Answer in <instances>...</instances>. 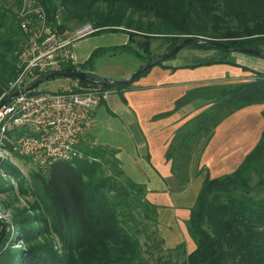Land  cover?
<instances>
[{"label":"trees","instance_id":"16d2710c","mask_svg":"<svg viewBox=\"0 0 264 264\" xmlns=\"http://www.w3.org/2000/svg\"><path fill=\"white\" fill-rule=\"evenodd\" d=\"M34 3L45 9L47 21L58 28L69 29L73 21H89L98 28L95 34L121 31L129 35L128 43L98 47L87 61L69 65L66 71L86 70L94 74L99 57L120 51L133 54L145 64L155 58L148 53L152 39L162 33L161 26L173 31L161 35L168 42L163 54L184 36L203 37L235 47L261 49L264 43V0H34ZM22 7L23 0L12 3L5 0L0 8V26L4 29L0 35V95L16 76L13 51L26 33L15 10ZM60 7L65 10L59 23ZM8 19H12L11 23ZM15 36L18 39L14 40ZM132 43H137L144 52ZM186 46L225 50L207 42H187L180 49ZM244 69L252 73L247 79L196 87L177 100L176 109L197 97L211 102L175 131L165 154L181 186L189 182V164L197 143L210 138L233 112L264 104V72ZM138 77L120 85L79 79L94 88L78 90L114 89L124 98V91ZM80 148L81 157L56 160L48 166L47 175H40L68 252L56 262L51 256L47 260L39 258L37 264H152L150 256L156 247L145 246L151 236L167 253L172 255L182 249L183 254L175 261L160 255L153 264H264V130L257 145L235 170L208 177L203 183L187 221L195 242L190 252L185 244L164 248L157 229L149 232L150 223L157 225L156 206L147 199L146 186L125 175L117 150L85 140ZM108 153L114 158L110 162L113 170L109 176L98 177L102 163L109 162L105 157ZM255 176L258 180L253 184Z\"/></svg>","mask_w":264,"mask_h":264},{"label":"crops","instance_id":"0c3cea01","mask_svg":"<svg viewBox=\"0 0 264 264\" xmlns=\"http://www.w3.org/2000/svg\"><path fill=\"white\" fill-rule=\"evenodd\" d=\"M128 41L129 35L119 31L82 38L74 47L77 63L87 61L98 47L123 45ZM123 54L132 57V64L126 70L118 60ZM260 57L186 46L175 57L138 77L124 91V98L117 90H110L94 112L85 142L117 150L125 175L146 186V197L156 206V228L165 248L181 244H185L188 252L195 248L187 221L203 183L208 177L235 170L257 145L264 130V104L249 105L230 114L210 138H204L194 147L189 182L181 186L165 154L175 131L201 106L204 98H194L177 109L176 102L198 86L247 79L251 71L244 67L264 72V57ZM143 64L129 52H109L96 60L93 73L101 78L121 80ZM115 72L121 73L116 76Z\"/></svg>","mask_w":264,"mask_h":264},{"label":"built area","instance_id":"2783aa9c","mask_svg":"<svg viewBox=\"0 0 264 264\" xmlns=\"http://www.w3.org/2000/svg\"><path fill=\"white\" fill-rule=\"evenodd\" d=\"M36 8L37 24L29 25L27 19L19 18L26 35L16 50V76L7 96L19 93L0 106V138L20 155L50 166L56 160L82 156L80 145L96 108L110 90L31 87L49 73L77 65L75 44L98 29L91 22L71 30L58 28L47 21L41 5ZM26 13L27 0H23L21 15Z\"/></svg>","mask_w":264,"mask_h":264},{"label":"rangeland","instance_id":"374dc122","mask_svg":"<svg viewBox=\"0 0 264 264\" xmlns=\"http://www.w3.org/2000/svg\"><path fill=\"white\" fill-rule=\"evenodd\" d=\"M9 3H12V0H9ZM4 4L5 0H0V8L3 7ZM36 7L37 5L34 3V0H27V13L21 15V10L19 11L16 9V18L27 19L29 25H33L34 23L37 24L36 20L39 13L38 8ZM64 10V7H60V17L57 16L58 20H61V22L63 20L61 16ZM8 21L11 23L12 19H8ZM1 22L2 19L0 18V23ZM79 24L82 23L76 21L70 22L69 26L71 28L69 29L71 30ZM3 31V27L0 26V35ZM161 32L162 33L159 36L152 39L151 49L148 56H160L166 51L168 42L164 37L162 38L161 35L172 34L173 31L171 28L161 26ZM107 33L109 32H106V34ZM23 38L24 37H21V41ZM13 39L16 40L18 37L15 36ZM132 45L141 52H144L137 43H132ZM260 47L261 49H264V43H262ZM232 52L237 56H247L256 59L261 58L260 56L249 53L238 51ZM14 53L16 54L17 51H13V54ZM120 56L121 57L118 58V60H120L119 63L122 66H125L124 70H126L128 66L132 64L130 59L132 57L125 54ZM115 73L116 74L113 75L117 76L121 72ZM251 74L252 73L250 72V76ZM12 82L13 80L2 89L0 103L2 99L6 98L8 95ZM221 82L222 81L216 83ZM36 87L38 90H66L72 88H94V85L82 83L76 78L58 76L51 78ZM210 103V100L204 99L201 106L195 110V114L193 113L191 116L193 117L200 111L205 110ZM191 116L189 118H191ZM4 141H6V139L4 140L0 138V264H37L39 258L43 257L42 259L45 258V260H47L48 258L51 259V256L56 262L58 257L67 254L68 251L66 247L67 241L60 236V227L51 211L50 202L44 192L40 178V175L45 176L48 174V166L45 163H42L41 160L36 161L32 158L20 155L9 145L7 146ZM197 145L198 143L196 146ZM105 157L109 162L102 163V170L98 172V177L109 176L113 170V164L110 162H113L114 158L110 156V153ZM106 161L107 160H105V162ZM254 178L253 184L257 183L258 180L257 176ZM156 229V225H153L152 223L149 224V232ZM156 241L157 239L154 236H151L149 241L145 242V246L151 244L156 247L155 250L153 249L154 255L152 254L150 256L152 264L155 263V260L160 255L163 258L167 256L171 257L174 261L176 258L183 257V254H181L182 249L179 252H173L171 255L165 250H162V248L160 249L159 246L156 245ZM52 263L54 264V262Z\"/></svg>","mask_w":264,"mask_h":264},{"label":"water","instance_id":"95a60500","mask_svg":"<svg viewBox=\"0 0 264 264\" xmlns=\"http://www.w3.org/2000/svg\"><path fill=\"white\" fill-rule=\"evenodd\" d=\"M187 42H194V43H203L207 42L213 45H218L221 48L228 50V51H238V52H244V53H249L257 56H262L264 57V49H259V48H251V47H235L229 44L225 43H218L215 40L211 39H205L203 37H195V36H184L182 39L175 45V47L160 56H157L150 60L149 62L141 65L137 70H135L129 77L121 80H110V79H105L101 78L98 75H94L92 73H89L84 70H74V71H58V72H52L49 73L42 78L38 79L31 87H36L40 85L41 83L55 77H70V78H78V79H84V80H93L99 84H109V85H120V84H127L132 82L136 77H138L140 74H142L144 71L148 70L149 68H152L155 66L159 61L167 59L169 57H172L175 55L178 50ZM19 92H15L6 98L2 99L0 106L8 102L13 96L17 95Z\"/></svg>","mask_w":264,"mask_h":264}]
</instances>
